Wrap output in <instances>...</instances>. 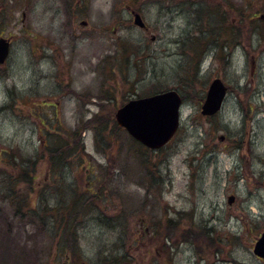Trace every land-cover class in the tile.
Here are the masks:
<instances>
[{
	"label": "rangeland",
	"instance_id": "1",
	"mask_svg": "<svg viewBox=\"0 0 264 264\" xmlns=\"http://www.w3.org/2000/svg\"><path fill=\"white\" fill-rule=\"evenodd\" d=\"M263 15L264 0H0V264H264ZM217 77L227 95L203 115ZM157 89L184 104L154 150L115 113ZM56 136L76 145L67 163L50 159ZM23 161L31 183L13 185ZM73 197L85 210L67 215ZM58 201L53 225L41 210Z\"/></svg>",
	"mask_w": 264,
	"mask_h": 264
},
{
	"label": "water",
	"instance_id": "2",
	"mask_svg": "<svg viewBox=\"0 0 264 264\" xmlns=\"http://www.w3.org/2000/svg\"><path fill=\"white\" fill-rule=\"evenodd\" d=\"M264 17V16H263ZM135 24L145 27L146 23L140 13L134 12ZM86 24V21L82 22ZM10 53V38L0 36V64L4 63ZM228 87L222 79L216 78L210 84L202 113L213 115L223 104ZM183 97L176 89H169L150 96L131 99L116 112L120 126L138 141L149 148L164 146L177 132L180 126ZM230 202L234 197H230ZM254 253L264 258V232L257 239Z\"/></svg>",
	"mask_w": 264,
	"mask_h": 264
},
{
	"label": "trees",
	"instance_id": "3",
	"mask_svg": "<svg viewBox=\"0 0 264 264\" xmlns=\"http://www.w3.org/2000/svg\"><path fill=\"white\" fill-rule=\"evenodd\" d=\"M157 91H162L160 89H157L156 91L154 92H157ZM153 92V93H154ZM96 129V133H97V136H100L102 134V132L104 131H108V129H106L105 126H101L99 128H95ZM74 134H77V136L75 137L76 139V142H77V150L79 151L80 154H84L86 152L85 150V145L83 144V142L81 141V132L77 133V131H73ZM52 137V136H50ZM62 145V147H61ZM141 147H143V145L139 144ZM49 148H48V151L50 152L51 156H50V159L51 161H53L55 164H58L59 162L62 164V162L64 163H67V158H66V153L65 152H68V150H70V148H75L76 145H72L71 143H65L63 141H60L59 140V136H56L52 139L49 140ZM59 147L63 148L64 151L60 152V153H57L56 151H58ZM28 162V161H26ZM145 160H141V163L142 165H145ZM21 176L20 178H17L15 181H13V185H19L20 182L22 183H31V179L32 177H30V175L28 174V164L25 165V161H23V163L21 164ZM13 188H15L13 186ZM64 189H68V188H64ZM72 188H69L68 190H64V194L61 198H63L64 196H66L67 194H70L72 195L74 193V190H70ZM10 190L11 187H10ZM13 191V190H12ZM16 195V194H15ZM54 196V194H53ZM61 200V199H60ZM65 200H68L67 197L64 199ZM17 203L19 204V206L17 207V209L15 210V212H20L21 208H24L26 206V201L24 200V202L20 201ZM62 204V203H61ZM62 206L66 207L67 210H70V213L67 214V215H73V213H78V212H81V211H84L85 210V202L83 201H80L79 199H77V197H73L70 201H67L65 203L62 204ZM60 202L58 201V203L54 204V206H51V207H45V210H41V213L43 212L44 214H47L46 216H51V220L52 218L53 219H58L59 217V214H60V211H62V209L60 210ZM36 213L39 214L40 212L38 210H36ZM62 218L65 217L64 214H62ZM44 216V217H46ZM70 219L67 218L66 216V221L63 222V224L61 226H65L67 223H69ZM62 223V222H61ZM52 224L54 225V222L52 220ZM74 229L73 227L68 224L66 226V229H65V233L63 235V239L65 241V243L67 244H70V245H73L76 244L74 243L73 241V235H74ZM72 246V248H73Z\"/></svg>",
	"mask_w": 264,
	"mask_h": 264
},
{
	"label": "flooded vegetation",
	"instance_id": "4",
	"mask_svg": "<svg viewBox=\"0 0 264 264\" xmlns=\"http://www.w3.org/2000/svg\"><path fill=\"white\" fill-rule=\"evenodd\" d=\"M149 28V26L147 25V27H145V28H141L142 30H147ZM259 260H261L262 262H264V259H262V258H259V257H257Z\"/></svg>",
	"mask_w": 264,
	"mask_h": 264
}]
</instances>
